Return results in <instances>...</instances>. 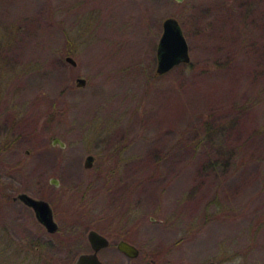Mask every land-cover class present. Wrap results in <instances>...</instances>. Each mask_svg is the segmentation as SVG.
<instances>
[{
    "label": "rangeland",
    "instance_id": "obj_1",
    "mask_svg": "<svg viewBox=\"0 0 264 264\" xmlns=\"http://www.w3.org/2000/svg\"><path fill=\"white\" fill-rule=\"evenodd\" d=\"M167 17L190 62L159 76ZM5 133L0 238L57 264L90 251V229L112 242L106 264H131L121 238L139 260L264 264V0H0ZM21 192L50 203L57 232Z\"/></svg>",
    "mask_w": 264,
    "mask_h": 264
},
{
    "label": "water",
    "instance_id": "obj_2",
    "mask_svg": "<svg viewBox=\"0 0 264 264\" xmlns=\"http://www.w3.org/2000/svg\"><path fill=\"white\" fill-rule=\"evenodd\" d=\"M181 2L182 0H176ZM66 61L72 66H76V61L67 56ZM156 74L163 75L168 73L174 67L180 64H188L190 62L189 46L187 40L183 34V30L174 17H167L162 22V34L158 41L156 49ZM77 87H84L86 80L82 77H78L75 80ZM52 145H58L64 148L66 144L60 137L54 136L51 139ZM94 157L88 155L86 158V167H89ZM50 183L58 186L59 182L56 178H51ZM14 200H18L21 203L32 208L37 221L46 229L47 233L54 234L57 232L58 224L54 220V215L50 204L44 199H36L27 193H18ZM87 241L90 246L89 252L79 253L73 264H103L99 259L98 252L109 246L110 241L98 231L92 229L87 232ZM119 251L126 254L128 257L135 258L139 254V250L130 243L121 240L117 243Z\"/></svg>",
    "mask_w": 264,
    "mask_h": 264
},
{
    "label": "trees",
    "instance_id": "obj_3",
    "mask_svg": "<svg viewBox=\"0 0 264 264\" xmlns=\"http://www.w3.org/2000/svg\"><path fill=\"white\" fill-rule=\"evenodd\" d=\"M187 66L188 65L185 67ZM4 135L3 143L9 147L12 144V140H9L6 136L7 134ZM39 250H41V252H36V248L31 246L30 243H16L8 236L6 238H0V264H57L49 258L51 256L46 257L42 253V248H39ZM64 264H71V262Z\"/></svg>",
    "mask_w": 264,
    "mask_h": 264
},
{
    "label": "flooded vegetation",
    "instance_id": "obj_4",
    "mask_svg": "<svg viewBox=\"0 0 264 264\" xmlns=\"http://www.w3.org/2000/svg\"><path fill=\"white\" fill-rule=\"evenodd\" d=\"M67 57V56H66ZM65 57V58H66ZM65 61H66V59H65ZM157 61V60H156ZM67 62V61H66ZM68 63V62H67ZM155 72H156V70H155ZM6 134V133H5ZM54 137V136H53ZM52 137V138H53ZM51 138V139H52ZM1 141V140H0ZM11 147H7L4 143H3V141H1L0 142V151L1 152H5V151H7L8 149H10ZM28 153V152H27ZM25 193V192H24ZM15 197V196H14ZM14 197H13V200H14ZM33 197V196H32ZM34 198H36V197H34ZM36 199H42V198H36ZM45 200V199H44ZM47 201V200H46ZM48 202V201H47ZM49 203V202H48ZM50 204V203H49ZM23 205H25V204H23ZM27 208H29V209H31L32 210V208H30V207H28L27 205H25ZM51 206V205H50ZM52 208V207H51ZM33 211V210H32ZM52 211H53V209H52ZM34 212V211H33ZM35 215V214H34ZM53 215H54V212H53ZM36 218V217H35ZM37 220V219H36ZM54 220H55V216H54ZM56 221V220H55ZM57 223V222H56ZM44 228V227H43ZM45 229V228H44ZM58 229H59V227H58ZM57 229V230H58ZM46 230V229H45ZM90 230H92V229H90ZM95 230V229H94ZM100 233V232H99ZM102 234V233H101ZM102 235H104V234H102ZM105 236V235H104ZM109 241H110V244H109V246L108 247H106V248H104V249H107V248H109L111 245H112V242H111V240L107 237V236H105ZM121 240H124V241H126V242H128V243H130L131 245H133L134 247H136V245H134L132 242H130L129 240H127V239H125V238H121V239H119V241H121ZM118 241V242H119ZM117 242V243H118ZM117 243H116V248H117ZM137 249H138V247H136ZM104 249H102V250H104ZM91 250V249H90ZM102 250H100L99 252H98V256H99V253L102 251ZM117 250H118V248H117ZM139 250V249H138ZM119 251V250H118ZM172 252L174 251V252H176L175 250H171ZM121 254H123L126 258H127V263H131V264H191L190 262H189V259L188 258H183V257H180L179 259H176V258H172V256H169V257H167L168 255H165V253H161L160 251H158V250H154L153 252H152V256H150L149 258H145V259H142V260H139V259H137L138 258V256L140 255V250H139V254H138V256L137 257H135V258H131V257H128L126 254H124L123 252H121V251H119ZM164 256H166V257H164ZM99 259L102 261V263L103 264H106L101 258H100V256H99ZM192 264H194V263H192ZM195 264H203L202 262H197V263H195ZM208 264H218L217 262H214V261H210Z\"/></svg>",
    "mask_w": 264,
    "mask_h": 264
}]
</instances>
